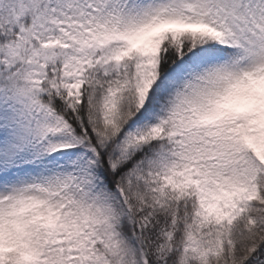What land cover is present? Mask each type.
I'll use <instances>...</instances> for the list:
<instances>
[{"label": "snow or ice", "instance_id": "6c2138e0", "mask_svg": "<svg viewBox=\"0 0 264 264\" xmlns=\"http://www.w3.org/2000/svg\"><path fill=\"white\" fill-rule=\"evenodd\" d=\"M0 264H264V0H0Z\"/></svg>", "mask_w": 264, "mask_h": 264}]
</instances>
